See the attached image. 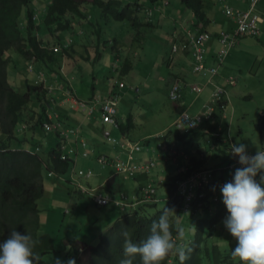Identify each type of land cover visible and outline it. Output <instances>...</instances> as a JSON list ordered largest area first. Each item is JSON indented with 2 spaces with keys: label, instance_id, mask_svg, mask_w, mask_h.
Here are the masks:
<instances>
[{
  "label": "crops",
  "instance_id": "obj_1",
  "mask_svg": "<svg viewBox=\"0 0 264 264\" xmlns=\"http://www.w3.org/2000/svg\"><path fill=\"white\" fill-rule=\"evenodd\" d=\"M49 2L50 0H34L36 13L43 16ZM141 2L145 6L160 5V1L158 0H141ZM89 5H91V3H89ZM226 6L246 10L249 8V0H210L207 8L210 21L204 26L205 31H209L213 34V37L206 44L207 52L204 62L207 67L218 66L216 55L221 48L218 34L221 31H233L236 28L235 20L225 13ZM257 9L259 14L264 17V0L260 1ZM92 18L97 22V26L88 20L93 28V31H89L90 42L84 38L83 41L79 40L81 37H84V32L82 34L80 33V31H84V29L79 26V24L76 28L80 33L79 36L73 35V30L64 34V41L74 37L76 40V42L70 46L69 51L65 52L63 66V73L69 77L73 87H69V92L66 93L68 94L67 96L62 97L64 95H59L60 97L57 98V100H52L55 102H52L51 105H47V109L49 108V111L59 112V114L62 115L64 120L62 128L64 130L70 126H72L71 128L80 126L78 136L86 140L87 146L85 149L80 147L77 153L72 155V158L74 159V165L77 171H92L93 175L90 178L78 177V179L72 180L71 173L69 172L68 176L71 178H69V180H71V182L75 181L76 183L72 186L71 183L65 184L60 181L62 187H59L52 183L51 178L55 177L50 174V171H47L46 179L44 177V185H48V189L47 187L45 188V195L38 202L42 226L44 223L42 220V213L44 212V209H42L43 204L47 206L50 200L54 202L60 200L63 204L62 209H67L75 205V215H73L74 218L71 219V233L75 234L78 239L81 237L87 238V245L80 250V254H86L87 248L95 246L90 243L97 240L99 237L101 238L102 234L125 212H123L120 207L117 208V206L114 205L100 207L95 204L89 195L84 194L85 198L76 199L73 197V194L80 193L79 190H76V184H85L97 190V192L111 197H119L124 194L129 198H136L140 187L151 183L159 187L158 192L161 198L164 197L166 200L170 196V187L168 189L167 185L170 179L169 177L183 170H188L193 158H197L198 161L202 163L201 166L216 170L218 175L222 176L227 182L232 179L235 172L231 170V177L227 178L226 172L222 171V169H228L227 167L230 163V158L227 153L228 148L232 146V144L237 143L232 133V116L233 111L238 108L237 99L255 98L261 96L264 91V22L261 23V34L256 37L250 35L242 36L239 43L229 51L223 64L218 66L217 74L209 78V76L203 72L194 71L196 58L193 55V51L191 53L188 48L189 44L185 39V35L188 29H191L194 33L199 30L198 28H193L197 20L192 11L186 8L180 1L177 3L170 1L168 8L155 10L150 20H147L144 14L141 15V22L147 21L149 24L145 26H133V24H131L133 30H129L126 27H118L115 24V22L124 21H110L108 19L106 20L104 17L99 18V16H95V14ZM104 27L113 32L107 45H103L106 43H101L98 34V30L100 29V33L103 35L101 29ZM137 28H139L142 33L140 36L141 41L134 43V45L139 44V46L137 45V51L134 52V57H139L140 59L137 66L142 64L143 69L148 70L146 81H143L142 84L132 78L128 81V85L125 80L120 79L116 80L115 84L109 89L104 86L102 89H99L97 86V78L98 75L100 76L102 70L101 68H96L95 64L102 63L106 70L111 68L110 71L115 73L118 67L114 61L121 58L123 70L120 74H131L132 69L136 68H134V61L132 58L123 53L127 49L133 52L134 47H131L133 46L131 43ZM44 37H49V34L47 33ZM176 40L181 44V49L173 56L171 50ZM92 43L98 50L97 58L92 56L90 50L92 48ZM113 45H115V48H113ZM101 47H103L104 50L111 48L112 51L109 49V53H101ZM84 51L87 52V55L84 54ZM142 53L145 54L142 55ZM113 54L114 61L112 59ZM20 75L21 74L18 76ZM116 75L118 74L112 75V80L116 78ZM27 76L37 83L34 74L32 76V74L29 73ZM76 76L78 77L76 78ZM238 76H241L242 82L238 79L236 80ZM231 78L235 80V84L229 82ZM106 79L107 78L104 80L106 81ZM108 79L109 83L110 78ZM155 81L160 84L161 89L157 95L162 96L163 100L152 101L149 106H147V110L143 113V122L138 121L135 117L132 104L134 99L133 91H136L138 87V95L144 91H155L157 89V85L153 83ZM121 82L125 85L120 89L119 84ZM175 82L180 83L183 97L181 100L174 102L175 106H171L168 104V101H172L170 100V89ZM217 88H223L225 90L226 93L222 97L221 102H225L226 106L223 109L219 108L217 110L213 120L203 125L200 124L201 126L194 131V138L187 137L185 139H177L173 134L165 136L168 129H174L177 119L183 112L195 115L209 108L217 99ZM115 90L120 91L121 94L118 107V127L102 123L100 118V107L95 109L93 114L88 115V111H84L78 104H74L77 100L81 101L96 98L103 100L107 97L109 98ZM240 94L241 96L234 100V97ZM50 96L51 94L49 93V97ZM126 102H131V107L124 109ZM157 110L160 114L156 115L155 111ZM128 114H130L129 117ZM130 117L132 118L134 127L126 129L125 126ZM263 118L264 113L260 116L259 122H262ZM141 126H144V130H140ZM104 130L110 131L111 137L119 142L125 143L128 147H132L135 142H145V147L135 152L133 164H146L153 159L156 162V167L148 175L138 172L134 177H126L124 174H120L113 164L100 163L98 158L102 155H107L112 160L117 157L122 160L128 159V150L123 148L120 143L116 144L108 141L104 135ZM47 131L51 132H46L41 126L35 128L33 138L32 135L27 136L28 138H32V141L27 140L24 143V149L30 151L38 150L40 154L46 156L49 149L54 146L56 141L52 146H49L52 140L47 142L45 138H55L58 136L53 130ZM218 133H220V135H217ZM241 136L239 143L241 141L246 145L247 153H255L259 149L264 150V143H262L261 147L258 149L253 141H249L243 135ZM33 139L37 140V143H35ZM77 139L78 138L75 136L70 137L69 142H71V146H74ZM64 142L67 144V141ZM32 143L36 144V146H31ZM20 144L23 143L16 141L15 147L17 146L20 148ZM195 145L202 146L196 153L194 152ZM85 153L87 156H84ZM260 175H264V173L257 175L256 179L258 182L260 181ZM56 180L59 181L58 179ZM49 187H51V189H49ZM49 190L54 192L53 196H49ZM129 190H131L132 195H129L130 193L127 194ZM166 190L168 193L165 197L164 193ZM80 195L83 196L81 193ZM93 207L102 208V213L97 215ZM218 207H220V205L215 206L211 204L209 210L206 211V213L204 212L203 215L210 219L217 213L216 209H218ZM221 207L224 209L222 216H226L227 210L225 205L222 204ZM134 208L136 209L137 206ZM116 216L117 219L113 222L112 218L114 220ZM60 217L61 213L54 218L57 236L53 237L55 238L56 253H61L63 255V249H67L66 252L69 253V245L68 238L66 240L62 239V245L59 243V238L61 236V232L58 229L61 222ZM48 218H50V215H48ZM85 219H88V227L84 230ZM101 221H106L107 225L98 226L96 228L97 223ZM95 228L97 231L93 233ZM41 231H43L42 227ZM43 234L49 233L43 231Z\"/></svg>",
  "mask_w": 264,
  "mask_h": 264
},
{
  "label": "trees",
  "instance_id": "obj_2",
  "mask_svg": "<svg viewBox=\"0 0 264 264\" xmlns=\"http://www.w3.org/2000/svg\"><path fill=\"white\" fill-rule=\"evenodd\" d=\"M158 1H160V5L153 8L154 5L145 6L141 0H91L89 2L88 0H50L46 12L42 16L36 13L34 0H0V241L8 238L14 230L21 234L28 233L33 237V251L39 257L40 264H68L69 260H75L76 264L83 263L81 249L73 245L77 238L69 243V253L67 252L65 260L47 261V255L57 251L55 238L49 234L41 233L38 202L45 195L44 172L48 170L53 177L58 178L54 173L62 176L68 175L74 166L72 157L63 159L64 151L62 149L64 143L62 132L72 129V126L64 130L62 115L47 109V105L55 102L52 100H57L59 95L67 96L69 87H73L69 77L63 73L65 52H68L69 49L55 51L54 48L64 44L63 37L66 32L73 30V35H80L76 28L78 24L81 26L82 21H79L81 17L87 19L83 14V8L87 2V5L91 3L89 7L95 9L98 7L96 14L99 18L104 17L110 21L111 19L129 21L133 26H145L149 22H141L139 16L141 12L152 7L153 13H155V10L164 9L165 6L168 8L170 5V0ZM165 1L167 4L164 3ZM179 1L192 11L197 20L195 26L201 31L204 30V26L210 21L207 14L210 0ZM89 7L87 6V8ZM23 13L25 14L22 15ZM143 14L147 20L152 18V16L148 18L145 11ZM93 24L97 26V23ZM136 30L135 40H138L142 31L139 28ZM43 32L48 33L49 37L42 36ZM98 32L101 43L109 42V39L102 40L100 29ZM72 39L74 42L76 41L75 37ZM20 57L26 59L24 61L28 65L29 72L34 74L36 79H38L37 73L39 72L45 77L44 81L34 84L27 76L28 82H23L26 85V91L23 93L12 85L10 78L12 68L18 75H22L18 72L17 67L22 64V61L18 63L16 59ZM30 62L35 66L33 70L29 68ZM51 87L53 90H50ZM49 93L52 97H49ZM32 102H35L34 106H30ZM49 113L57 115V117L49 120ZM48 121L59 123L60 127L48 129L45 127V122ZM207 122L209 121H205L201 125ZM201 125L187 133L180 132L175 127L174 129L170 128L165 136L173 134L177 139L194 138V131ZM39 126L48 133L51 131L47 130H53L58 135L56 143L49 149L46 156L40 154L38 150L24 149V143L33 138V132ZM133 127L134 123L130 117L125 128ZM76 128L80 130V126ZM28 135H32V138H28ZM16 141L23 143L19 145L20 148L15 147ZM34 145L31 144V146ZM201 165L202 163L197 158H193L188 170L169 177L167 184L168 189L170 187L169 194L175 198L167 201L163 209L158 208V202H139L136 209H127L102 234L97 245L86 249L85 259L88 258L90 264H120L121 259L124 258L123 232L128 231L131 239L139 243L150 234L153 222L158 221L160 216L167 211L172 236H177L180 240L185 241V246L177 245L183 251V259L173 249L160 264H239L232 252L226 253V250L229 249L223 250L217 243L218 241L208 246L207 237H205V232L213 234L217 231L216 227L222 217L223 209H219L210 219L203 215L210 207L206 206L210 203V197L217 192L218 177L207 188L206 199L201 200L204 202L205 208L199 209L195 204L189 214L182 212L183 199L176 195L177 184L188 179L196 170L207 168ZM141 188L142 186L137 194L139 201L142 200ZM156 188L157 196H160L159 187L156 186ZM177 226L183 228V238L179 237ZM192 227L194 233L188 234L189 228ZM132 264H141L139 255L132 258Z\"/></svg>",
  "mask_w": 264,
  "mask_h": 264
},
{
  "label": "built area",
  "instance_id": "obj_3",
  "mask_svg": "<svg viewBox=\"0 0 264 264\" xmlns=\"http://www.w3.org/2000/svg\"><path fill=\"white\" fill-rule=\"evenodd\" d=\"M261 0H249V8L246 10H240L235 8H230L226 6L225 13L233 18L236 22V28L233 31H221L218 34V40L221 45V48L216 55L218 66L223 64L226 56L228 55L229 51L233 49L238 43L242 36L250 35V36H259L261 34V23L264 22V17H262L257 9L258 4ZM167 4V2H164ZM154 8V7H153ZM145 14L148 18H150L153 15V9L152 7H148L144 10ZM199 30V29H198ZM191 29L186 30V35L190 36V45L192 46L193 55L196 58V63L194 65V71L197 72H203L204 74L208 75L209 78H212L215 74H217L218 66L217 67H207L205 65V57H206V44L209 42V40L213 37V34L209 31H197L196 33L192 34ZM73 43V39L70 38L68 40L64 41V44L60 47L55 46V51L63 50L64 48H70V46ZM180 43L178 40L175 41V43L172 46L171 54L177 52L180 48ZM34 64H31L30 68L31 70L34 69ZM44 75L39 72L37 73V78L42 80ZM231 84H235V80L231 78L229 80ZM124 83L121 82L119 84V88L121 89L124 87ZM50 90H53V87L50 88ZM225 90L223 88H217V99L216 101L205 111L197 113L195 115H190L188 112H183L179 118L177 119L175 123V128L179 130L180 132H191L195 127L199 126L200 124L204 123L205 121H211L213 120L217 110L219 108H225V104L221 102L222 97L225 95ZM120 91H114L112 95L106 99L100 100L98 98L96 99H90V100H81L74 104H78L79 107H81L84 111H88V115H91L94 113L95 109L100 107V113H101V121L103 124H111L115 127L119 126V118H118V107H119V101H120ZM183 97L182 88L179 82H175L170 89V99L177 102L181 100ZM54 116L53 114L49 113L48 118L49 120H53ZM46 128H55L58 129L60 127L59 123H53V122H45ZM79 129L78 128H72L65 132H62V138L63 142L67 141V144L65 142L63 143L62 149L64 151L63 159L68 158L69 156L72 157L74 153H77L80 147L86 148L87 142L86 140L80 138L78 136ZM104 135L110 142H114L116 144H119L128 150V159L122 160L120 158H116L112 160L107 155H102L98 158V161L102 164H113L118 172L120 174H124L126 177H134L138 172L140 173H146L149 174L155 167L156 162L155 160H151L149 163L146 164H139L134 165V154L136 151L142 150L145 146V142H135L133 146L128 147L125 143L119 142L115 138L111 137L110 131L104 130ZM217 135H220L218 133ZM75 136L78 138L76 140V143L74 146H71L70 137ZM75 141V140H73ZM230 146L228 148V155L230 158V163L228 165V169L223 168V170H233L235 171L236 168L242 167L238 161V157L233 156ZM249 155H255V153H248ZM84 156H87L85 153ZM72 173H75L74 168L71 169ZM57 175L58 178L62 179V176L54 173ZM78 174L81 176H84L86 178H89L93 175L92 171H78ZM217 179V188L219 191V188L222 184L225 183L224 180L220 178L218 175V172L212 168H204L201 170H197L191 174V176L188 179H185L183 181H180L177 184V191L176 195L182 197L183 199V205H182V212L183 214H189L195 204L198 207H203L204 203L201 202L204 198H206L207 195V188L215 182V178ZM79 188L88 195L91 196V198L94 200V202L100 206H106L109 204H113L117 207H120L122 210L126 211L127 209L134 207L137 203H143V202H151V203H157L160 201V198L157 196V188L154 184H147L141 188L142 192V200L139 201L138 197H136V201H130L129 197L126 195H121L119 197H111L107 195H103L96 190L93 189H87L83 185H79ZM175 197H172L174 199ZM211 201L215 204H220L222 202V199L220 198L218 192L214 194L211 198ZM177 241L178 246H184L183 240H180L178 237H173Z\"/></svg>",
  "mask_w": 264,
  "mask_h": 264
},
{
  "label": "clouds",
  "instance_id": "obj_4",
  "mask_svg": "<svg viewBox=\"0 0 264 264\" xmlns=\"http://www.w3.org/2000/svg\"><path fill=\"white\" fill-rule=\"evenodd\" d=\"M83 32V30L80 31L81 34ZM224 104L226 106L225 102ZM230 153L238 157L239 163L243 166L236 168L232 179L227 182L223 177H220L225 181L220 186L219 191L217 188L222 202L215 204L211 201L212 197H210V203L206 204V206H211V204L220 205L216 209L218 211L223 209L221 207L222 204L225 205L227 215L222 216L220 222L223 223V227L236 240L232 255L238 256L243 264H264V175H260L259 182L256 179L258 174L264 173V150L259 149L255 155H249L245 144L236 143L232 144ZM223 171L225 172L226 170ZM79 185L76 184V190H79L82 195H88L79 188ZM159 198L160 200L162 199L161 197ZM171 198L169 196L166 202L171 200ZM129 200L133 201L130 198ZM206 206L197 208L201 209ZM208 210L206 209V211ZM177 232L179 237L183 238V228L177 226ZM123 237L124 258L121 259L120 264H132V258L136 255L140 256L141 264H160L173 249L183 259V251L177 247V241L173 238L170 231L167 211L160 216L158 221L153 222L150 234L143 241L134 242L126 230L123 232ZM183 242L185 246V241ZM33 248L34 241L31 235L28 233L21 234L14 230L8 238L0 241V264H40L39 257L34 253ZM237 263L240 264V262ZM68 264H76V261L69 260Z\"/></svg>",
  "mask_w": 264,
  "mask_h": 264
},
{
  "label": "rangeland",
  "instance_id": "obj_5",
  "mask_svg": "<svg viewBox=\"0 0 264 264\" xmlns=\"http://www.w3.org/2000/svg\"><path fill=\"white\" fill-rule=\"evenodd\" d=\"M88 1H90V0H88ZM170 1H172L173 3H177L179 0H170ZM87 4L83 8V14L86 17H88V18L85 19V18L81 17L80 20H79L80 22L82 21L81 27H83V29H84V37H81L79 40L83 41V38H84L85 40H88L90 42L91 40H90V32L89 31H93V28H92V24H90L88 22V20L93 22V23H97L94 20V18H92V17H94V14H95V16L97 15L96 14V12H97L96 9H98V7L95 6L96 7V9H95L93 7H89V5H87ZM87 6L89 8H87ZM153 7H155V6H153ZM166 7L167 6H165V8ZM93 12H94V14H93ZM143 13H144V11H143ZM143 13L142 12L140 13V15H139L140 18H141V15H143ZM24 14L25 13H23L22 15H24ZM76 20H77V18H76ZM115 24L118 27H126L129 30H133V27L131 26V23L128 22V21L115 22ZM102 25H105V24H102ZM193 28L196 29L197 27L195 25H193ZM85 30H88V31H85ZM101 30L103 31L102 40H108V39H110V37H112L113 32H111L108 28L104 27ZM136 33H137V30L135 32L134 38H133L132 43H131V45H133L131 47H134L133 52L130 49H127L123 53L124 55H129L130 58H132V60L134 61V68L135 67L136 68L132 69L131 74H120V73H122V70H123L122 59L120 58V59H117V60L114 61V54H113V58L112 59H113L114 62H116V65L118 67V70L115 73H112L110 71L111 68L106 70L102 63H101L102 65L101 64H95L96 68H101V70H102L100 76L98 75V78H97V86L99 87V89H102L103 86L109 89V88H111V86H113L115 84L116 80H120V79L125 80V82L128 85H129L128 81L130 79H132V78H134V80L137 81L138 83H142V84H143V81H146V77L148 75L147 74L148 70H144L142 64L137 66V63H138V61L140 59H139V57L138 58L134 57V52L137 51L136 50L137 49V45L139 46V44H137V45L135 44L134 45V43L141 41V38L138 39V40H135ZM192 34H194V33H192ZM42 36H46V33L43 32ZM50 38H51V36H50ZM96 39H97V37H96ZM185 39L188 41V44H189L188 48H189L190 52L192 53V46L190 45V36L189 35H187V36L185 35ZM107 44L108 43L103 44V45H107ZM91 45H92V48L90 50L92 52V56L94 58H97V56H98L97 51L98 50L96 49V46L93 43ZM109 49L112 51L111 48H109ZM109 49L104 50V48L101 47L100 51H101V53H109L110 52ZM180 49H181V45H180V48H179V50L177 52H179ZM177 52L173 53V56ZM84 54L87 55V52L84 51ZM143 54H145V53H142V55ZM16 59H17L18 63H20L22 61V64H19V66H17V67H18V72L22 73L23 76L22 75L18 76L17 72L12 68L11 71H10V78L12 79V85H14V87L19 92L23 93V92L26 91V85L23 82L27 81L26 77L31 72H29L28 65H27L26 61H24V60H26L25 58L20 57V58H16ZM31 63L32 62H30V64H29V68L31 66ZM157 72H158V70H157ZM115 74H118V75H116L115 76L116 78H114V80H112V78H113L112 75H115ZM32 76H33V74H32ZM77 77L78 76H76V78ZM105 78H107L106 81L104 80ZM108 78H110V82L109 83H108V81H109ZM237 79L240 82H242L241 76H238L236 78V80ZM30 80H31V82L36 84L35 81H32L33 79H30ZM44 80H45V77H43L42 80L37 79V81H38L37 84H39V82H42ZM153 83H155L157 85V89L155 91H152V92L144 91L140 95L137 94L139 87L137 88L136 91L135 90L133 91L134 92V99L132 101V104H133V108H134V112H135V117L137 118L138 121L143 122V113H144V111L147 110V106H149V104L152 101H154V100L162 101L163 100L162 96H158L157 95L160 92V90H161L160 89V84L157 83L156 81L153 82ZM240 96H241V94L238 95V96H235L234 100L236 98L240 97ZM174 102L175 101H173V100L172 101H168V104L171 105V106H175ZM34 105H35V102H32L30 106H34ZM237 105H238V108H237V110L233 111V116H232V125H233L232 133L235 136V138L237 140V143H239V140H241V137H242L241 135H243L249 141H253L254 145H256L257 148L259 149L261 147L262 143H264V136H263V134H264V118H263L262 122H259L260 116H262V113H264V91H263L261 96H258V97H255V98H249V99H245V98L239 99L238 98L237 99ZM130 107H131V102L130 103L126 102L124 109L130 108ZM155 109H156V107H155ZM155 112H156V115L160 114L158 112V110L155 111ZM129 115L130 114H128V117H129ZM256 116H257V119H256ZM140 128H141L140 130H144V126H141ZM3 138H5V137L3 136ZM57 138L58 137H55V138L49 137V138H45V140H47V142H50L52 140V142L49 144V146H52L55 143ZM36 142H37V140H35V143ZM240 143H242V142L240 141ZM34 146H36V144ZM201 147L202 146L195 145L194 146V152L196 153L198 149H201ZM73 168L75 170V173L70 172L72 180L78 179V177H84V176H81V175L78 174V171L75 169V165H74ZM47 171L48 170H45V172H44L45 179H46ZM225 172H226L227 178H230L231 177V170H226ZM69 178H70V176L65 175V176H62V179L56 178L59 181H57L55 178H51V180H52V183L54 185H57L59 187H62V184L60 183V181L65 183V184H67V183L70 184L71 183L72 186H74V184L76 182L75 181L71 182V180H69ZM85 186H87V185H85ZM44 187L45 188L47 187V189H48V185L45 184ZM87 187H89V186H87ZM49 189H51V187H49ZM166 191L164 193L165 197L167 196V193H168V191L167 192ZM128 193H130L129 195H132L131 194V190H129L127 192V194ZM53 195H54V192L52 190H49V196H53ZM73 197H75L76 199L85 198V196L84 195L81 196L80 193L73 194ZM159 197H161V196H159ZM130 199L133 200V201L137 200L135 197H132ZM58 201L54 202V201L50 200L48 202L47 206H45V204H43L42 209H44V212L42 213V220L44 221V223H43V226L41 225V227H42V230L44 232L46 231L49 234H51L52 236L56 237L57 236V230H56V226H55V223H54V218H56L58 216V214L61 213V217H60L61 222H60V226L58 228L59 231L61 232V236L59 238V243L62 245L63 244L62 239L66 240L68 238V245H69V243L71 241H73L74 238H77L75 236V234L71 233V230H70L71 229V219L74 218L73 215H75V211H74L75 205H72V206H70L67 209H65V208L62 209V205H63L62 201H60V200H58ZM110 205H113V204H109L108 206H110ZM165 206H166V200L163 197L158 202V208L159 209H163ZM100 207H105V206H100ZM100 207H93V210H94V212L97 215H100L102 213V208H100ZM122 211L125 212L124 210H122ZM121 214H122V212H121ZM48 215H50V218H48ZM116 219H117V216L114 218V220L112 218V221L114 222ZM106 221L98 222L96 228L98 226L107 225ZM87 224H88V219H85L84 230L88 227ZM96 228L93 230V233H95L97 231ZM206 230H208V229H206ZM216 230L217 231L214 232L213 234L205 232V237H207L208 246H211V245H213L215 243V241H218L217 243L220 245V247L223 250L224 249H229V250H226V253H231L233 248L236 246V240L231 236V234L226 230V228L223 227V223L219 222L218 223V227H216ZM43 231H41V233H43ZM192 233H194V228L193 227L189 228L188 234H192ZM100 239L101 238L99 237L97 240L91 242L90 244L91 245H97L100 242ZM73 244H75V246L78 249L85 248L86 245H87V238L86 237H84V238L81 237L80 239L77 238L74 241ZM62 251L64 252L63 255L61 253L48 254L46 260L47 261H54V260L55 261H58V260L59 261H63V260H65L66 257H67V252H66L67 249H63ZM81 255H82V261H83L82 264H90V260L88 258L85 259L86 254H81ZM235 260H236V262H240L241 264H243V262L240 260V258L238 256H235Z\"/></svg>",
  "mask_w": 264,
  "mask_h": 264
},
{
  "label": "bare ground",
  "instance_id": "obj_6",
  "mask_svg": "<svg viewBox=\"0 0 264 264\" xmlns=\"http://www.w3.org/2000/svg\"><path fill=\"white\" fill-rule=\"evenodd\" d=\"M187 36V35H186Z\"/></svg>",
  "mask_w": 264,
  "mask_h": 264
}]
</instances>
